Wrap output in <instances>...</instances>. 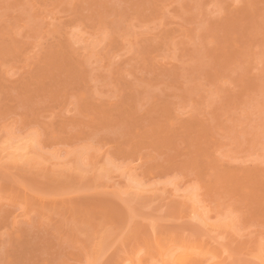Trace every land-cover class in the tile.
Instances as JSON below:
<instances>
[{
  "label": "rangeland",
  "instance_id": "rangeland-1",
  "mask_svg": "<svg viewBox=\"0 0 264 264\" xmlns=\"http://www.w3.org/2000/svg\"><path fill=\"white\" fill-rule=\"evenodd\" d=\"M263 249L264 0H0V264Z\"/></svg>",
  "mask_w": 264,
  "mask_h": 264
},
{
  "label": "bare ground",
  "instance_id": "bare-ground-1",
  "mask_svg": "<svg viewBox=\"0 0 264 264\" xmlns=\"http://www.w3.org/2000/svg\"><path fill=\"white\" fill-rule=\"evenodd\" d=\"M263 250H264V249H263ZM263 250H262V251H263ZM263 255H264V254H263ZM175 256H176V255H175ZM171 257H172V256H171ZM180 258H181V256H180ZM171 259H172V258H171ZM262 260H263V259H262ZM182 263H183V262H182ZM182 263H181V264H182ZM166 264H168V261H166Z\"/></svg>",
  "mask_w": 264,
  "mask_h": 264
}]
</instances>
